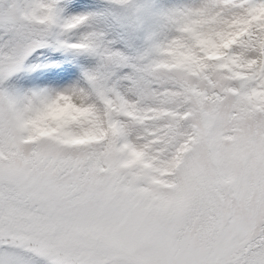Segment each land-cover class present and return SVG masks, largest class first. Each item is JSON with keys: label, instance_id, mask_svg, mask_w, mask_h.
<instances>
[{"label": "rangeland", "instance_id": "rangeland-1", "mask_svg": "<svg viewBox=\"0 0 264 264\" xmlns=\"http://www.w3.org/2000/svg\"><path fill=\"white\" fill-rule=\"evenodd\" d=\"M20 1L0 0V23L16 21L30 37L10 44L0 32V183L50 220L12 219L5 205L11 192L0 193V264H227L250 242L241 264H264V234L256 236L264 216V103L249 104L229 88L253 65L251 44L235 77L213 65L203 74L175 61L170 36L163 35L160 50L137 41L112 0H65L58 51L43 44L50 16H24ZM177 4L200 17L194 45L212 58L239 35L264 31V0ZM7 77L32 80L47 119L59 123L77 111L73 85L83 81L92 95L114 101L120 88L139 112L117 114L152 155L166 156L186 135L189 144L171 172L134 173L112 147L99 167L84 168L86 144L21 139L2 87ZM192 86L223 94L214 101L194 89L196 98ZM66 239L72 244L62 245Z\"/></svg>", "mask_w": 264, "mask_h": 264}, {"label": "trees", "instance_id": "trees-1", "mask_svg": "<svg viewBox=\"0 0 264 264\" xmlns=\"http://www.w3.org/2000/svg\"><path fill=\"white\" fill-rule=\"evenodd\" d=\"M51 1L53 3L47 5L43 2L25 0L24 2L20 1L19 6L20 12L27 17L31 15L35 19H44L46 16H50L48 19L51 22L50 36L46 37V43L43 44L59 51L64 47L56 34L59 32V34H64L66 29L65 25L60 27L62 22H58L61 20L60 14L66 1ZM177 1L112 0V6L114 14L117 15L121 24L131 28L132 35L137 41L160 50L163 35L170 36L172 39L170 51L173 53L175 61H180V64L188 66V68L199 69L203 74L206 73V67L213 65L222 73L235 77L240 71L239 66L242 63L245 45L250 43L255 52V57L252 58L253 65L242 73L241 80L236 84H230L229 88L236 94L244 95L249 104L264 103V31L259 34H255L253 31L241 34L228 48L221 51L218 57L206 56L204 53L198 52L194 45V36L201 22L200 17L196 12L182 8L177 4ZM26 21L24 17V23ZM22 28L17 25L16 21L0 23V32L7 34L10 44L15 40L30 38ZM180 30L186 31L187 39H183L179 35ZM115 47L118 48V46ZM44 54H46L45 51L41 52L40 57ZM2 85L17 121L21 139L34 140L37 136L48 135L64 143L86 144L84 168L89 165L99 167L101 155L107 147H112L115 149L120 163L129 166L134 173H143V170L146 169L150 172H153L154 169L171 172L182 149L189 144L191 138L186 135L183 141L169 149L170 154L167 153L162 158L152 155L151 147L147 148L143 141H135L132 137L134 131L126 119L117 114L118 110L125 114H131L132 108H136L135 111H138L134 100L127 97L120 88L116 90L117 100L114 101L109 95H104L103 98L97 94L92 95L83 81H80L76 87L73 85L69 98L76 104L77 111L69 121L59 123L47 119L49 107L42 102L37 90H34L32 80L14 83L11 82V78L7 77ZM194 89L200 91L202 96L214 101H217L223 94L221 90L212 91L192 86L191 92L195 96L197 94ZM2 184L4 187L1 186ZM0 186V193L4 197L6 191L11 192L12 199L11 201L6 200L5 205L8 207L12 219L30 224L50 220L49 212L40 211L38 208L35 210L34 207L29 206L20 192H13V189L5 183H0ZM263 234L264 216L256 236ZM66 240V242H62V245L72 244L68 243V239ZM250 246L251 242L247 246L246 243H241L234 250V258L227 264H241L240 257H245L244 251L246 252Z\"/></svg>", "mask_w": 264, "mask_h": 264}]
</instances>
